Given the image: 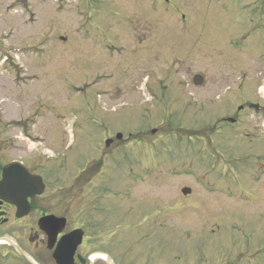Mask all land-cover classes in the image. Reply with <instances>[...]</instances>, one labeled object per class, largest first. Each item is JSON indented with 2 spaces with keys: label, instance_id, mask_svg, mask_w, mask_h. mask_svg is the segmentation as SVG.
I'll use <instances>...</instances> for the list:
<instances>
[{
  "label": "rangeland",
  "instance_id": "1",
  "mask_svg": "<svg viewBox=\"0 0 264 264\" xmlns=\"http://www.w3.org/2000/svg\"><path fill=\"white\" fill-rule=\"evenodd\" d=\"M0 118L117 264H264V0H0Z\"/></svg>",
  "mask_w": 264,
  "mask_h": 264
},
{
  "label": "flooded vegetation",
  "instance_id": "2",
  "mask_svg": "<svg viewBox=\"0 0 264 264\" xmlns=\"http://www.w3.org/2000/svg\"><path fill=\"white\" fill-rule=\"evenodd\" d=\"M8 127L0 118V264H117L111 253L118 246L117 241L106 242L109 251L99 249L102 243H91L87 236L90 232L101 233L102 226H109L104 218H108L111 206L104 202L102 209L97 208L102 201L100 194H91L76 211L64 194L62 199L56 197L61 192L75 191L77 183L84 186L80 192L83 195L86 187H95L93 182H98L102 167L92 176L95 164L83 168L82 164L87 162L82 161L85 154L81 152L77 161L65 162L70 167L81 164L79 175L69 179L70 186L56 190L53 174L57 161L40 162L38 156L24 158L17 136L21 134L20 128ZM120 146L124 147L117 145L112 150ZM111 169H115L113 163Z\"/></svg>",
  "mask_w": 264,
  "mask_h": 264
},
{
  "label": "water",
  "instance_id": "3",
  "mask_svg": "<svg viewBox=\"0 0 264 264\" xmlns=\"http://www.w3.org/2000/svg\"><path fill=\"white\" fill-rule=\"evenodd\" d=\"M198 78V77H197ZM198 81H199V83H201V79L200 78H198ZM121 138V136H117V139H120ZM183 193L184 194H186V193H189V190H183Z\"/></svg>",
  "mask_w": 264,
  "mask_h": 264
}]
</instances>
